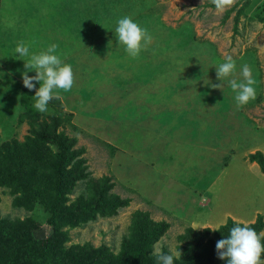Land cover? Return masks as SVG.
<instances>
[{"label":"rangeland","instance_id":"374dc122","mask_svg":"<svg viewBox=\"0 0 264 264\" xmlns=\"http://www.w3.org/2000/svg\"><path fill=\"white\" fill-rule=\"evenodd\" d=\"M243 2L219 12L211 0H0V145L41 147L34 128L56 121L86 161L88 176L69 199L104 176L114 183L110 192L130 198L114 215L64 226L66 246L105 243L117 253L136 210L169 223L154 254L178 253L177 237L189 226L216 228L228 217L247 224L258 214L264 220V172L248 158L264 155V0H251L234 30ZM125 15L151 37L136 58L108 29ZM19 41L33 52L57 44L73 68V92L54 97L47 112L34 109L35 88L22 83L24 62L13 53ZM227 55L236 60V78L240 65L252 68L256 98L247 105L236 104L227 84L222 92L203 83H220L212 64ZM42 210L14 204L0 186V217H30L40 226L37 238L51 232ZM17 240L25 245L23 235Z\"/></svg>","mask_w":264,"mask_h":264},{"label":"trees","instance_id":"16d2710c","mask_svg":"<svg viewBox=\"0 0 264 264\" xmlns=\"http://www.w3.org/2000/svg\"><path fill=\"white\" fill-rule=\"evenodd\" d=\"M250 1L244 0L235 14L234 30ZM210 6L215 7L213 4ZM229 13L227 11L225 17ZM41 124L33 130L41 147L17 140L1 143L0 186L9 189L16 205L30 210L41 206L45 223L51 226V232L47 237L37 238L34 230L40 226L30 217L21 220L0 217V264H158V253H152V247L166 232L169 223L152 219L147 211L136 210L131 214L129 232L122 238L117 253L105 243L97 247L88 243L65 245L69 236L63 230L64 226H76L98 216L114 215L129 204L130 198L110 192L114 183L110 182L109 176H104L100 180L87 179L86 191L69 199L77 182L88 176L85 159L77 157L84 149H71L75 139L70 141L57 132L56 121L51 129L47 121ZM50 146L56 151L53 152ZM248 158L264 172L262 152L255 151ZM68 165L71 166L67 169ZM237 224L253 228L258 235L264 228L262 214L247 224L228 217L216 227L219 230L186 227L177 237L181 243V259L174 264H225L218 257L215 245L219 239L228 236L229 229ZM20 235L24 236L23 246L14 244Z\"/></svg>","mask_w":264,"mask_h":264},{"label":"clouds","instance_id":"9594fccd","mask_svg":"<svg viewBox=\"0 0 264 264\" xmlns=\"http://www.w3.org/2000/svg\"><path fill=\"white\" fill-rule=\"evenodd\" d=\"M216 10L226 11L234 0H211ZM116 38V46L123 47V51L130 57L140 55L144 45L151 39L148 30L142 27L131 16H122L115 20V26L109 27ZM111 42V41H109ZM58 45L49 44L38 52L30 51V45L24 41L17 42L13 53L16 59L24 62V71L21 72L22 83L28 89L35 88L33 107L39 112H47L50 103L58 98L60 93L71 94L75 88V76L73 68L66 66L62 55L57 51ZM215 65L216 77L220 83H211L204 79L205 85L221 89L225 84L233 93V99L238 106L247 105L256 98L255 80L252 68L248 64H242L239 68V78L236 60L227 55L222 62ZM29 70H34V75H28ZM34 82L39 83L36 88ZM197 228V227H196ZM195 229V228H194ZM219 230L218 228H212ZM264 237L245 225L239 224L229 229V235L216 242L217 255L225 264H264ZM158 264H174L181 259V252L175 255L159 252L156 255Z\"/></svg>","mask_w":264,"mask_h":264}]
</instances>
